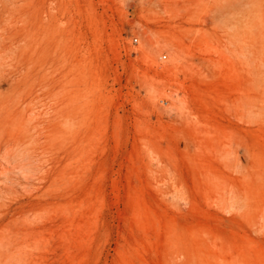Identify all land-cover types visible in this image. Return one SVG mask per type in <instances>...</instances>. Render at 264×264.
<instances>
[{
  "label": "rangeland",
  "instance_id": "obj_1",
  "mask_svg": "<svg viewBox=\"0 0 264 264\" xmlns=\"http://www.w3.org/2000/svg\"><path fill=\"white\" fill-rule=\"evenodd\" d=\"M0 264H264V0H0Z\"/></svg>",
  "mask_w": 264,
  "mask_h": 264
},
{
  "label": "bare ground",
  "instance_id": "obj_2",
  "mask_svg": "<svg viewBox=\"0 0 264 264\" xmlns=\"http://www.w3.org/2000/svg\"><path fill=\"white\" fill-rule=\"evenodd\" d=\"M21 1V4H23V3H28V2H30L29 0H20ZM23 17V16H22ZM22 19H24V17L22 18ZM21 20V19H20ZM25 20V19H24ZM26 20H27V18H26ZM22 23V22H21ZM24 29V28H23ZM24 38V37H23ZM10 219V218H9ZM7 222V221H6ZM5 226V225H4Z\"/></svg>",
  "mask_w": 264,
  "mask_h": 264
}]
</instances>
